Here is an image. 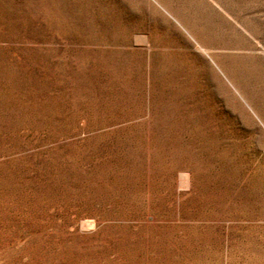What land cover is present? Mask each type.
Instances as JSON below:
<instances>
[{
    "label": "rangeland",
    "instance_id": "1",
    "mask_svg": "<svg viewBox=\"0 0 264 264\" xmlns=\"http://www.w3.org/2000/svg\"><path fill=\"white\" fill-rule=\"evenodd\" d=\"M0 264H264V0H0Z\"/></svg>",
    "mask_w": 264,
    "mask_h": 264
},
{
    "label": "bare ground",
    "instance_id": "2",
    "mask_svg": "<svg viewBox=\"0 0 264 264\" xmlns=\"http://www.w3.org/2000/svg\"><path fill=\"white\" fill-rule=\"evenodd\" d=\"M213 62V65L217 68V70H219V72L222 73V71L220 70L219 66L215 63V61L211 60ZM232 86V85H231ZM248 107V106H247Z\"/></svg>",
    "mask_w": 264,
    "mask_h": 264
}]
</instances>
